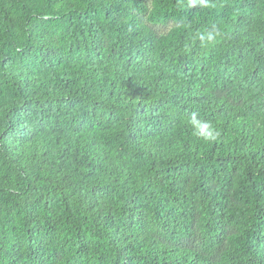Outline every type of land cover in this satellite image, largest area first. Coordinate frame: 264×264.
Returning a JSON list of instances; mask_svg holds the SVG:
<instances>
[{
    "label": "trees",
    "instance_id": "trees-1",
    "mask_svg": "<svg viewBox=\"0 0 264 264\" xmlns=\"http://www.w3.org/2000/svg\"><path fill=\"white\" fill-rule=\"evenodd\" d=\"M212 3L0 0V264H264V0Z\"/></svg>",
    "mask_w": 264,
    "mask_h": 264
},
{
    "label": "clouds",
    "instance_id": "clouds-1",
    "mask_svg": "<svg viewBox=\"0 0 264 264\" xmlns=\"http://www.w3.org/2000/svg\"><path fill=\"white\" fill-rule=\"evenodd\" d=\"M189 7H198L200 9H208L214 7L212 0H188ZM220 35V30L213 26L210 31H205L198 35L201 46H207L215 41ZM188 123L192 128L193 135L205 142L213 141L219 135L214 126L206 120L198 117L196 112H192Z\"/></svg>",
    "mask_w": 264,
    "mask_h": 264
},
{
    "label": "rangeland",
    "instance_id": "rangeland-1",
    "mask_svg": "<svg viewBox=\"0 0 264 264\" xmlns=\"http://www.w3.org/2000/svg\"><path fill=\"white\" fill-rule=\"evenodd\" d=\"M172 26H173V24H168L165 26H158V27H156V29L160 32H167Z\"/></svg>",
    "mask_w": 264,
    "mask_h": 264
}]
</instances>
